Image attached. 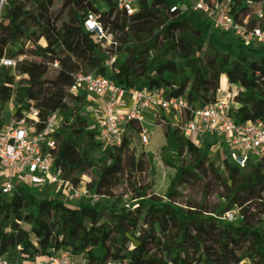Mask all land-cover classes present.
<instances>
[{"label":"trees","instance_id":"trees-1","mask_svg":"<svg viewBox=\"0 0 264 264\" xmlns=\"http://www.w3.org/2000/svg\"><path fill=\"white\" fill-rule=\"evenodd\" d=\"M256 3L264 13V0ZM138 7L128 18L114 0H0V47L8 49L7 58L30 60L18 64L17 84L2 68L0 113L15 93L17 105L34 101L42 118L58 112L62 126L55 160L65 175L75 183L92 175L85 187L110 200L118 180L113 177L125 173L132 197L109 204L85 201L71 209L24 189L11 198L0 192V257L33 260L66 250L79 264H264V159L241 170L230 162L227 148L212 154L210 138L193 144L179 131L171 137L169 126L156 121L168 141L164 166L175 173L165 195L157 196L150 180L153 162L134 149L142 126L130 121L122 146L103 149L85 115L86 98L69 94L75 76L95 75L125 90L157 91L205 107L215 102L226 77L235 123L264 122V48L246 47L214 31L182 0H138ZM254 11L234 3L231 15L242 27L264 30V19L256 22ZM90 14L104 40L85 31ZM119 38L127 39L123 48L116 45ZM18 44L23 49L14 52ZM185 154L196 158L194 166ZM205 180L219 205L179 206L181 189ZM244 200L250 209L243 208ZM237 209L242 223L224 225L221 219ZM26 216L32 226L21 235Z\"/></svg>","mask_w":264,"mask_h":264},{"label":"built area","instance_id":"built-area-1","mask_svg":"<svg viewBox=\"0 0 264 264\" xmlns=\"http://www.w3.org/2000/svg\"><path fill=\"white\" fill-rule=\"evenodd\" d=\"M118 11L125 17L138 13V0H114ZM257 0H182L184 6L208 22L214 31L241 42L246 47L264 48V30L259 27L249 29L238 25L232 15L234 3H245L254 8V19L261 22L264 13L258 9ZM176 10H173L175 12ZM85 31L98 40H104L103 30L93 14L88 15ZM23 45L13 49L18 52ZM7 53V50H3ZM25 57L16 59L2 58V68L10 71L16 84L18 64ZM111 72L110 64L107 65ZM69 94L85 97L87 107L85 115L90 117L96 130L97 143L103 149L117 150L127 137L126 126L130 121L138 122L142 128L148 115L156 117L165 113L174 115L178 120V131L193 144H199L206 138L219 139L227 148L230 162L243 170L252 163L264 159V122L249 121L236 124L231 116V88L221 90L213 104L205 107L191 106L185 99L167 98L157 91L125 90L113 81L95 75L79 74L74 77ZM12 100L4 105L0 113V192L5 198H11L19 190H26L41 200H54L64 206L76 209L82 202L93 205L109 200L81 183L73 182L55 160L58 137L62 119L58 112L42 118L34 101L13 104ZM5 109H8L4 111ZM188 117L180 125L183 117ZM143 145L148 144L146 132L139 136ZM126 202L128 197L124 199ZM126 208H129L126 205ZM243 218L237 209L226 214L221 222L227 226H238ZM22 233L21 231L19 232ZM22 235V234H21ZM26 235V234H25ZM0 264H79L66 250L54 252L46 258L33 260H11L0 257ZM128 264V263H123ZM166 264H172L166 262Z\"/></svg>","mask_w":264,"mask_h":264},{"label":"rangeland","instance_id":"rangeland-1","mask_svg":"<svg viewBox=\"0 0 264 264\" xmlns=\"http://www.w3.org/2000/svg\"><path fill=\"white\" fill-rule=\"evenodd\" d=\"M97 8L101 12H104V8L102 5L98 4ZM228 38H230V37H228ZM126 44H127V39H125V38H119L117 40V43H116V45L118 47H122V48L124 46H126ZM5 57H7V54L0 47V60L2 58H5ZM25 60H27V62H30V60L27 58H25ZM53 77H54L53 72L49 71L48 78L52 79ZM18 79H19V77H18ZM225 85H226L225 78H223L222 83H221L222 92H223V86H225ZM18 99H19L18 93H15L14 103H13L14 105H16V103H18V101H17ZM6 110H8V109H5L4 111H6ZM156 121H158L163 126H165V125L169 126V128L171 129V137L174 134H177V132H178L177 126L179 123L174 115H169V114H165V113L158 114L156 117H148L143 124V126H144L143 131L146 132V135L148 137V144L143 145L139 141V138H135L136 140L134 143V145H135L134 149H135L136 155L139 156L142 153H145L148 155V158L151 159L153 162V166H154V170H155V176H154V178H151V179L149 176H147V178L149 177V179L152 180V187H154V185H155L156 177L158 174L157 173V165L159 163H161L162 168L167 169L164 166V160L169 154L168 141L164 138L161 129L160 128L156 129L157 128L155 126ZM220 144H221V141L219 139H216V138L213 139V142H212V154L213 155L216 152L220 151L219 150ZM184 159L189 164H191L192 166H194V164L196 162V158H192L188 154H185ZM165 173H166V176L168 177L169 183H170V180L174 177L175 173L170 174L169 170H165ZM91 177H92V175L90 177L89 176L83 177L81 182L84 185H91L92 184V178ZM113 178L118 179L117 184L115 185V187L111 188L110 192H111L113 197H111L110 200L108 202H106V204L116 202L118 200H121V198L125 199L126 197H128L127 202H130L132 197L128 194V189L125 187V184H124V181L126 179L125 173H122L119 176H114ZM208 187H209V185H208ZM207 189H208L207 188V180L203 181V183H198V182L192 181L190 184L184 186L181 189V195L177 199L176 202L179 204V206L186 209L190 206L196 207L198 204H200L203 201L209 210L213 209L214 207H217L219 205V200L215 196L211 195L210 191H208ZM166 191L167 190H165V192L163 194H156L153 190L154 194H156L157 196H164ZM243 208L244 209H246V208L250 209L251 208V205L247 200L243 201ZM31 226H32V218L30 216H26V219H25L23 227H22V231H21L22 233L21 234L27 235ZM145 226L147 227V225H145ZM76 261H78V259Z\"/></svg>","mask_w":264,"mask_h":264},{"label":"bare ground","instance_id":"bare-ground-1","mask_svg":"<svg viewBox=\"0 0 264 264\" xmlns=\"http://www.w3.org/2000/svg\"><path fill=\"white\" fill-rule=\"evenodd\" d=\"M165 170L169 169H164L161 166V163L157 165V177L155 181V185L153 187V190L156 194H163L165 190L168 189L169 186V179L166 176ZM170 174L174 173V171L169 170Z\"/></svg>","mask_w":264,"mask_h":264},{"label":"crops","instance_id":"crops-1","mask_svg":"<svg viewBox=\"0 0 264 264\" xmlns=\"http://www.w3.org/2000/svg\"><path fill=\"white\" fill-rule=\"evenodd\" d=\"M223 78H225V82H226V85L223 86V89L229 88L230 86H229V84H228V82H227L226 77H222V78H221V83H222V79H223ZM148 117H154V116H153V115H148L147 118H148ZM147 118H146V119H147ZM152 121H153V120H152ZM156 129H158V127H157Z\"/></svg>","mask_w":264,"mask_h":264}]
</instances>
